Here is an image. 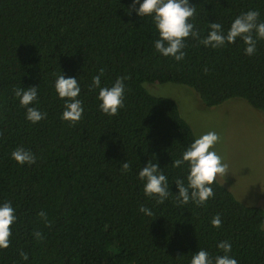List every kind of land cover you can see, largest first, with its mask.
Instances as JSON below:
<instances>
[{"label":"trees","instance_id":"obj_1","mask_svg":"<svg viewBox=\"0 0 264 264\" xmlns=\"http://www.w3.org/2000/svg\"><path fill=\"white\" fill-rule=\"evenodd\" d=\"M130 5L0 0V204L11 202L16 216L0 264H189L200 249L222 255L221 241L231 243L238 264H264L262 208L243 204L218 179L204 205L176 200L175 180L186 178L187 165L171 163L196 136L175 100L147 89L184 85L209 108L242 99L264 112V40L247 56L239 40L211 49L190 36L177 62L155 51L151 18L126 14ZM190 5L201 37L208 24L221 23L227 31L249 10L264 21V0ZM101 68V86L127 78L124 107L112 117L99 111V89L90 90ZM60 72L80 83L84 112L75 125L60 118L64 102L54 90ZM32 86L38 97L31 106L46 114L36 124L25 119L13 92ZM18 147L30 150L36 162L17 165L11 152ZM150 159L164 169L173 193L162 204L145 197L137 178ZM126 161L130 169L123 173ZM141 205L153 215L139 212ZM216 215L219 228L211 225Z\"/></svg>","mask_w":264,"mask_h":264},{"label":"clouds","instance_id":"obj_2","mask_svg":"<svg viewBox=\"0 0 264 264\" xmlns=\"http://www.w3.org/2000/svg\"><path fill=\"white\" fill-rule=\"evenodd\" d=\"M135 12L140 18L150 17L158 38L154 41V49L163 57H171L179 62L184 59L185 41L190 36L199 39L205 48L220 49L233 44L238 40L244 44V54L253 56L257 52V43L264 40V21L259 20L260 13L249 10L238 15L231 23L227 31L221 23L208 24L206 36L201 37L195 30L191 18L194 17L196 8L190 5V0H131L126 14ZM104 69L92 77L90 90L99 89L96 97L99 111L109 117L118 114V110L124 107L126 77H119L110 87L101 86V77ZM54 90L57 98L64 102V110L61 120L70 125L77 124L83 116V102L78 97L81 93L80 83L75 77H65L61 72L56 76ZM14 97L18 98L20 107L25 109V119L32 124L43 120L46 116L38 108L33 107L38 97V87L32 86L25 89L16 87L13 89ZM220 137L215 131H209L195 138L182 153L181 157L172 160V167L187 165L185 179H176V200L184 205L189 202L202 206L214 196L211 187L218 176H225L228 165L214 150ZM11 159L17 165H32L36 162L34 154L23 147H18L11 152ZM130 169L129 162L121 164V171L127 173ZM138 180L143 185V193L146 198L154 199L158 204L173 194L169 189L168 177L158 163L150 159L146 166L140 168L137 174ZM139 212L145 216L153 215L150 208L141 205ZM16 220L15 209L11 202L0 204V249L9 247L11 236L10 225ZM215 228L221 226V218L216 215L211 220ZM38 235V234H37ZM217 248L222 250V255L210 256L204 249L198 250L191 256L189 264H238L231 255L232 245L228 241H221ZM23 255V254H22ZM24 259L27 256L24 255Z\"/></svg>","mask_w":264,"mask_h":264},{"label":"rangeland","instance_id":"obj_3","mask_svg":"<svg viewBox=\"0 0 264 264\" xmlns=\"http://www.w3.org/2000/svg\"><path fill=\"white\" fill-rule=\"evenodd\" d=\"M147 89L154 96L175 100L196 138L209 131L219 135L214 150L228 165V171L218 176V181L243 204L264 210V112L242 99L209 108L184 85L152 84Z\"/></svg>","mask_w":264,"mask_h":264}]
</instances>
